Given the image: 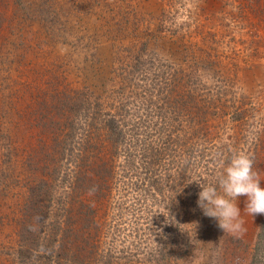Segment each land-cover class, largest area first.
Instances as JSON below:
<instances>
[{"label":"rangeland","instance_id":"1","mask_svg":"<svg viewBox=\"0 0 264 264\" xmlns=\"http://www.w3.org/2000/svg\"><path fill=\"white\" fill-rule=\"evenodd\" d=\"M132 49L192 70L206 98L222 95L217 106L243 111L232 120L231 110L215 108L199 121V134L209 135L199 161L226 147L246 153L264 187V0H0V264H24L17 257L23 205L28 184L49 174L57 100L115 90L113 70ZM183 122L193 134L189 118ZM219 159L215 176L226 167ZM138 192L118 198L119 208L96 205L100 230L89 264H250L264 215L244 213V197L237 201L246 230L239 238L224 235L197 206L180 219L185 234L175 237L177 255L168 259L159 244L170 202H145ZM53 212L51 222L60 221V205Z\"/></svg>","mask_w":264,"mask_h":264},{"label":"trees","instance_id":"2","mask_svg":"<svg viewBox=\"0 0 264 264\" xmlns=\"http://www.w3.org/2000/svg\"><path fill=\"white\" fill-rule=\"evenodd\" d=\"M134 50L118 59L113 70L115 90L104 97L89 91L62 93L57 100L56 121L49 122L51 153L44 162L43 174L49 172V178L28 184L19 262L89 264L100 230L96 205L119 208L123 206L119 199L137 197L138 191L145 202L157 198L170 202L163 205L168 224L159 246L168 259L176 258L174 240L185 234L180 219L197 207L201 190L197 183L213 182L215 162L222 157L227 165L231 158L226 147L199 161V147L209 136L199 134V121L213 116L215 108L221 115L231 110L232 120L243 111L235 105L217 106L222 95L206 98L192 70L166 64L147 55L145 49ZM191 110L194 115L189 117ZM185 118L193 123V134L185 129ZM220 151L224 153L218 155ZM190 176L196 179L193 193L186 187ZM56 205L62 217L51 222ZM76 220L84 224L77 228L72 223ZM263 251L264 221L250 264H264ZM159 257L165 260V253L160 251Z\"/></svg>","mask_w":264,"mask_h":264},{"label":"clouds","instance_id":"3","mask_svg":"<svg viewBox=\"0 0 264 264\" xmlns=\"http://www.w3.org/2000/svg\"><path fill=\"white\" fill-rule=\"evenodd\" d=\"M253 164L250 155L234 153L213 182L197 183L201 189L197 206L205 217L216 221L224 235L239 238L246 231L237 203L240 197L245 198L244 213L264 215V187Z\"/></svg>","mask_w":264,"mask_h":264}]
</instances>
